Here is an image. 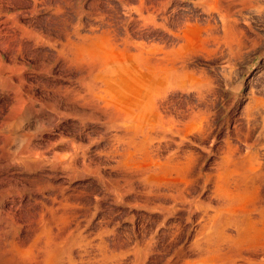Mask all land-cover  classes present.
Wrapping results in <instances>:
<instances>
[{
	"label": "rangeland",
	"instance_id": "1",
	"mask_svg": "<svg viewBox=\"0 0 264 264\" xmlns=\"http://www.w3.org/2000/svg\"><path fill=\"white\" fill-rule=\"evenodd\" d=\"M0 62V149L36 161L0 169V264H264V0H0Z\"/></svg>",
	"mask_w": 264,
	"mask_h": 264
},
{
	"label": "bare ground",
	"instance_id": "2",
	"mask_svg": "<svg viewBox=\"0 0 264 264\" xmlns=\"http://www.w3.org/2000/svg\"><path fill=\"white\" fill-rule=\"evenodd\" d=\"M215 1H216V0H215ZM219 1H221V0H219ZM225 1H226V0H224V2H225ZM233 1H234V0H233ZM239 1H240V0H239ZM194 2H195V4H197V5L199 4V5H200V4L204 3L205 0H194ZM208 2H209V1H208ZM217 2H218V1H217ZM227 2H229V1H227ZM236 2H237V1H235V3H236ZM253 2H254V1H253ZM137 3H139V2H137ZM222 3H223V2H222ZM241 3H242V2H241ZM141 4H143V2H142ZM206 4H208V3L206 2ZM209 4H210V3H209ZM209 4H208V5H209ZM211 4H213V3H211ZM215 4H216V3H215ZM217 4H218V3H217ZM224 4H225V3H224ZM226 4H227V3H226ZM226 4H225V6L228 7L229 5L227 6ZM228 4H229V3H228ZM242 4H243V3H242ZM247 4H248V3H247ZM249 4H250V2H249ZM254 4H255V3H254ZM139 5H140V4H139ZM139 5L137 4V6H139ZM235 5H236V4H235ZM144 6H145V5H144ZM201 6H202V5H201ZM209 6H211V5H209ZM223 6H224V5H223ZM225 6H224V7H225ZM238 6H239V4H238ZM139 7H140V6H139ZM139 7H138V8H139ZM204 7H205V6H204ZM206 7H207V6H206ZM226 7H225V8H226ZM233 7H234V6H233ZM235 7H236V6H235ZM141 8H142V6H141ZM155 8L157 9V7H155ZM208 8H209V7H208ZM218 8H219V7H218ZM228 8H229V7H228ZM228 8H226V9H228ZM247 8H248V7H247ZM143 9H145V8H143ZM146 9H147V8H146ZM146 9H145V10H146ZM152 9L154 10V8H152ZM213 9H214V8H213ZM213 9H212V10H213ZM220 9H221V8H220ZM226 9H224V10H226ZM235 9H239V8H235ZM135 10H136V9H135ZM147 10H148V13L146 12L147 14H146V16H145V14H144V17H145V18H149V19H151V20H152L151 22H155V16H156V13H157L156 11H157V10L154 11V12H153L152 10H151L152 12H150L149 9H147ZM159 10H161V9H158V11H159ZM209 10H211V8H210ZM228 10H229V9H228ZM228 10H226V11H228ZM140 11H141V10H140ZM161 11H162V10H161ZM217 11H218V10H217ZM222 11H223V10H222ZM229 11H231V10H229ZM229 11H228V12H229ZM136 12H137V11H136ZM136 12H135V14H136ZM159 12H160V11H159ZM220 12H221V11H220ZM228 12H227V13H228ZM232 12H233V10L231 11V13H232ZM234 12H235V11H234ZM234 12H233V13H234ZM142 13H143V12H141V14H142ZM221 13H222V12H221ZM221 13H220V14H221ZM231 13H230V14H231ZM159 14H160V13H159ZM228 14H229V13H228ZM138 15H139V13H138ZM226 15H227V14H226ZM231 15H232V14H231ZM102 16H103V15L101 14L100 17H99V21H101L100 19H102ZM139 16H140V15H139ZM223 16H224V15H223ZM227 16H228V15H227ZM229 16H230V15H229ZM142 18H143V17H142ZM145 18H143V19H145ZM224 18H225V17H224ZM222 19H223V18H222ZM229 19H230V18H229ZM140 20H141V19H140ZM225 20H226V19H225ZM227 20H228V18H227ZM145 21H147V20H145ZM145 21L143 20V22H145ZM163 21H164V20H163ZM220 21H221V20H220ZM229 21H232V19L229 20ZM149 22H150V21H149ZM221 22H222V21H221ZM221 22H220V23H221ZM226 22H227V21H226ZM226 22H225V23H226ZM232 22H233V21H232ZM232 22H231V23H232ZM106 23H107V22H106ZM108 23H109V22H108ZM145 23H148V22H145ZM223 23H224V21H223ZM223 23H222V24H223ZM228 23H229V22H228ZM235 23H236V22H235ZM235 23H234V24H235ZM222 24H221V25H222ZM229 24H230V23H229ZM104 25H105V24H104ZM104 25H102V26L105 27ZM162 25H163V24H162ZM98 26H99V25H98ZM110 26H111V25H110ZM223 26H225V25H223ZM228 26H229V25H228ZM100 27H101V26H100ZM236 27H237V26H236ZM106 28H107V25H106ZM109 28H111V27H109ZM222 28H223V27H222ZM98 29H99V28H98ZM103 29H104V28H103ZM227 29H228V28H227ZM96 30H97V29H96ZM100 30H101V29H100ZM104 30H105V29H104ZM222 30H223V29H222ZM238 30H239V29H238ZM90 31H91V30H90ZM93 31H95V30H93ZM97 31H98V30H97ZM97 31H96V32H97ZM109 31H110V30H109ZM73 32H74V31H73ZM76 32H78V31H76ZM99 32H100V31H99ZM104 32H105V31H104ZM222 32H223V31H222ZM229 32H231V31H229ZM229 32H228V33H229ZM93 33H94V32H93ZM100 33H101V32H100ZM107 33H108V32H107ZM113 33H114V32H113ZM225 33H226V32H225ZM228 33H227V34H228ZM71 34H72V33H71ZM98 34H99V33L97 32V35H98ZM110 34H111V33H110ZM227 34H226V35H227ZM73 35H74V34H73ZM73 35H72V37L76 36V35H74V36H73ZM77 35H78V34H77ZM79 35H80V34H79ZM89 35H90V34H89ZM116 35H117V34H115V36H116ZM224 35H225V34H224ZM224 35H223V36H224ZM101 36H102V35H101ZM105 36H106V35H105ZM113 36H114V35H113ZM72 37H71V38H72ZM76 37H77V36H76ZM82 37H83V39H84L85 36H82ZM95 37H96V36H95ZM109 37H112V36H109ZM116 37H117V36H116ZM74 38H75V37H74ZM227 38H228V37H227ZM36 39H37V38H36ZM72 39H73V38H72ZM76 39H77V38H76ZM79 39H80V38H79ZM79 39H78V40H79ZM85 39H86V38H85ZM92 39H93V38H92ZM107 39H108V38H107ZM116 39H117V38H116ZM119 39H120V38H119ZM34 40H35V39H34ZM78 40H76V41H78ZM80 40H81V39H80ZM87 40H88V39H87ZM90 40H91V39H90ZM90 40H89V41H90ZM94 40H95V39H94ZM96 40H98V39H96ZM110 40H111V39H110ZM114 40H115V39H114ZM122 40H123V39H121V41H122ZM127 40H128V39H127ZM71 41H74V40H71ZM81 41H82V40H81ZM108 41H109V40H108ZM108 41H107V42H108ZM118 41H119V40H118ZM118 41H117V42H118ZM124 41H125V39H124ZM63 42H64V41H63ZM63 42H62V43H63ZM67 42H69V41H67ZM84 42H86V41H84ZM94 42H95V41H94ZM94 42H93V43H94ZM101 42H102V40H101ZM115 42H116V41H115ZM126 42H127V41H126ZM129 42H130V41H129ZM131 42H132V41H131ZM131 42H130V44H131ZM54 43H55V42H53V44H54ZM62 43H61V44H62ZM78 43H80V42H78ZM127 43H128V42H127ZM127 43H126V44H127ZM50 44H51V43H50ZM50 44H49V46H50ZM67 44H71V43H67ZM88 44H89V43H88ZM95 44H96V43H95ZM98 44H99V43H98ZM100 44H101V43H100ZM102 44H104V43H102ZM109 44H111V43H109ZM115 44H116V43H115ZM120 44H121V43H120ZM123 44H124V43H123ZM123 44H122V46H123ZM134 44L136 45V43H134ZM139 44H143V43H139ZM51 45H52V44H51ZM55 45H56V44H55ZM58 45H59V44H58ZM58 45H57V46H58ZM65 45H66V43H65ZM82 45H83V44H82ZM84 45H85V44H84ZM90 45H91V44H90ZM118 45H119V44H118ZM143 45H145V44H143ZM57 46H55V47H56V48H59V47H57ZM71 46H72V45H71ZM100 46H103V45H100ZM126 46H130V45H125V47H126ZM136 46H138V44H137ZM66 47H67V45H66ZM68 47H69V46H68ZM72 47H73V46H72ZM83 47H84V46H83ZM95 47H96V46H95ZM116 47H118V46H116ZM130 47H131V46H130ZM133 47H134V46H133ZM138 47H139V46H138ZM147 47H148V45H147ZM153 47H154V46H152V48H153ZM52 48H53V47H52ZM70 48H71V47H70ZM99 48H100V47H99ZM102 48H103V47H102ZM104 48H105V46H104ZM104 48H103V49H104ZM109 48H110V47H109ZM109 48H108V49H109ZM120 48L122 49V47H120ZM126 48H127V47H126ZM128 48H129V47H128ZM128 48H127V50H128V52H130ZM131 48H132V47H131ZM134 48H135V47H134ZM139 48H140V47H139ZM149 48H151V47H149ZM71 49H72V48H71ZM89 49H90V48H89ZM95 49H96V48H95ZM95 49H94V50H95ZM97 49H98V47H97ZM110 49H111V48H110ZM143 49H145V48H143ZM146 49H147V48H146ZM66 50H68V49H66L64 46H61L59 49L54 50V51L56 52V53H55L56 55L54 56L55 58L52 59V60H55V62H56V61H57V58H62V57L65 55V57H64L63 59H65L66 61H68V63H67V62H64V63L67 64L68 66H72V67L76 66V65H77L76 63H78V62H79L78 64H80V61H82V60H83V63H84V65H85V60H84L83 58L87 59L86 62L88 63V65H89V64H92L93 66H95V65L100 64L102 61H103V62L106 61V64L108 63L106 59H105V61H104V60L101 61V58H99V53H98L97 50H96V51H94V50L91 51V50H90V51H88V52H87V51L84 52V49H80V50L77 49L78 51H76V52L74 53V50H75V49H74V50H72V51H73V54H71V50H69V51H70V54H71L70 56L66 55ZM100 50H101V49H100ZM122 50H123V49H122ZM125 50H126V49H125ZM149 50H150V49H149ZM154 50H155V49H154ZM163 50H164V49H163ZM175 50H177V49H175ZM1 51H2V50H1ZM102 51H103V50H102ZM108 51H109V50H108ZM111 51H112V50H111ZM135 51H136V50H135ZM145 51H146V50H144V52H145ZM160 51H161V50H160ZM166 51H167V49H166ZM170 51H171V50H170ZM105 52H106V51H105ZM112 52H113V51H112ZM118 52H119V51H118ZM118 52H117V53H118ZM120 52H121V51H120ZM120 52H119V53H120ZM125 52L127 53V51H125ZM149 52H151V51H149ZM154 52H155V51H154ZM167 52H168V51H167ZM171 52H172V51H171ZM103 53H104V52H103ZM108 53H109V52H108ZM108 53H107V54H108ZM121 53H122V52H121ZM126 53H125V54H126ZM172 53H173V52H172ZM178 53H179V52H178ZM178 53H177V54H178ZM67 54H68V53H67ZM111 54H112V53H111ZM114 54H115V53H114ZM122 54H123V53H122ZM122 54H121V55H122ZM130 54H131V56H129L128 54H127V55L131 58V62H132V59H134L132 56H134V55H132V53H130ZM149 54H150V53H149ZM155 54H156V53H155ZM161 54H162V53H161ZM165 54H166V53H165ZM167 54H168V53H167ZM169 54H170V53H169ZM52 55H54V52H53ZM52 55H51V56H52ZM102 55H103V54H102ZM104 55H106V54H104ZM118 55H120V54H118ZM141 55H142V54H141ZM158 55H159V54H158ZM170 55H171V54H170ZM2 56H3V55H2ZM67 56H68V57H67ZM108 56H109V55H108ZM112 56H113V55H112ZM128 56H127V57H128ZM136 56H139V55L137 54ZM143 56H144V55H143ZM146 56H147V55H146ZM146 56H144V58H145ZM151 56H152V55H151ZM172 56H173V55H172ZM52 57H53V56H52ZM119 57H120V56H119ZM129 57H128V58H129ZM161 57H162V55H161ZM49 58H50V57H49ZM104 58H105V57H103V59H104ZM116 58H118V57H117V54H116ZM121 58H122V57H121ZM121 58H120V59H121ZM128 58H127V59H128ZM139 58H140V56H139ZM139 58H135V62H136V59L138 60ZM150 58H151V57H150ZM150 58H149V60H150ZM163 58H164V57H163ZM165 58H166V57H165ZM167 58H168V57H167ZM169 58H170V56H169ZM173 58H175V57H173ZM10 59H11V58H10ZM113 59H115V58L113 57ZM113 59H112V60H113ZM140 59H141V58H140ZM159 59H161V58H159ZM171 59H172V58H171ZM3 60H4V59H3ZM11 60H12V59H11ZM58 60L60 61V59H58ZM109 60H110V59H109ZM143 60H144V59H143ZM143 60H142V61H143ZM1 61H2V60H1ZM12 61H13V60H12ZM63 61H64V60H63ZM122 61H123V60H122ZM124 61H127V63H129L128 60H126V59H124ZM139 61H140V60H139ZM144 61H146V60H144ZM155 61H156V59H155ZM166 61H167V60H166ZM2 62H3V61H2ZM52 62H54V61H52ZM60 62H62V59H61ZM103 62H102V63H103ZM113 62H115V60H114ZM158 62H159V61H158ZM168 62H169V61H168ZM168 62H166V64H167ZM0 63H1V62H0ZM4 63H5V62H4ZM15 63H16V62L14 61V64H15ZM56 63H57V62H56ZM56 63H54V64H56ZM87 63H86V65H87ZM109 63H110V62H109ZM133 63H134V60H133ZM133 63H131V65H132ZM139 63H140V62H139ZM146 63L148 64V62H146ZM149 63H150V62H149ZM155 63H157V61H156ZM155 63H154V64H155ZM163 63L165 64L164 61H163ZM1 64H2V63H1ZM1 64H0V65H1ZM14 64H13V65H14ZM65 64H64V65H65ZM74 64H75V65H74ZM112 64H113V63H112ZM112 64H109V66L111 67ZM134 64H135V63H134ZM150 64H153V63H150ZM158 64H160V63H158ZM171 64H172V63H171ZM15 65H16V64H15ZM59 65H60V64H59ZM64 65H63V66H64ZM67 65H66V67H64V68L69 69V68H67ZM73 65H74V66H73ZM81 65H82V64H81ZM86 65H85V66H86ZM101 65H102V64H101ZM119 65H122V64H118V66H119ZM129 65H130V64H129ZM144 65H145V64H144ZM160 65H161V64H160ZM2 66H3V64H2ZM7 66H8V65H7ZM17 66L19 67V66H21V65H17ZM57 66H58V65H57ZM118 66H117V67H118ZM125 66H126V65H125ZM135 66H136V65H135ZM135 66H134V67H135ZM138 66H140V65H138ZM142 66H143V65H142ZM152 66L155 67L156 65H152ZM171 66H172V65H171ZM13 67H14V66H13ZM22 67H23V66H22ZM77 67H79V66H76V69H77ZM80 67H81V66H80ZM86 67H87V66H86ZM89 67H90V66H89ZM98 67H100V66H98ZM105 67H106V66H105ZM120 67H121V66H120ZM120 67H119V68H120ZM130 67H133V66H129V68H130ZM140 67H141V66H140ZM143 67H144V66H143ZM156 67H157V66H156ZM159 67L161 68V66H159ZM162 67H163V66H162ZM165 67H166V66L164 65V68H165ZM167 67H168V66H167ZM4 68H5V67H4ZM4 68H3V69H4ZM9 68H10V67H9ZM87 68H88V67H87ZM96 68H97V67H96ZM112 68H113V67H112ZM124 68H126V67H124ZM124 68L122 67L123 70H124ZM5 69H6V68H5ZM11 69H13V68H11ZM11 69H8V70H11ZM70 69H71V68H70ZM81 69H82V68H80V71H81ZM103 69H104V68H103ZM117 69H118V68L115 69V72H116L115 74H117V71H116ZM131 69H135V68H131ZM141 69H142V68H140V70H141ZM167 69H168V68H167ZM1 70H2V68L0 69V71H1ZM16 70H17V69H16ZM16 70H15V71H16ZM62 70H65V69H62ZM78 70H79V69H77V71H78ZM84 70H85V69H84ZM94 70H95V69H94ZM101 70H102V69H101ZM101 70H100V71H101ZM113 70H114V68H113ZM119 70H120V69H119ZM142 70H148V71H149V69H147V68H146V69H142ZM158 70H159V69H158ZM170 70H171V69H170ZM13 71H14V69H13ZM13 71L11 70V72H13ZM17 71H18V70H17ZM17 71H16V72H17ZM75 71H76V70H75ZM85 71H86V70H85ZM96 71H97V70H96ZM110 71H112V70H110V68H109V72H110ZM150 71H151V70H150ZM1 72H2V71H1ZM1 72H0V73H1ZM11 72H9V75L12 74ZM20 72H21V71H19L18 73H20ZM101 72H102V71H101ZM107 72H108V70H107ZM119 72H120V71H119ZM119 72H118V74H119ZM122 72H123V71H122ZM4 73H6V71H5ZM95 73H98V71L95 72ZM102 73H103V72H102ZM113 73H114V71H112V74H113ZM120 73H121V72H120ZM129 73H130V72H129ZM129 73L127 72V75H129ZM13 74L15 75V73H13ZM103 74H105V73H103ZM112 74H111V75H112ZM132 74H133V73H132ZM132 74H131V76H132ZM4 75H5V74H4ZM9 75H8V76H9ZM20 75H21V73H20ZM96 75H97V74H95V76H96ZM99 75H100V74H99ZM99 75H98V76H99ZM124 75H126V73H125ZM149 75H151V74H149ZM155 75H156V74H155ZM1 76H2V75H1ZM10 76H11V75H10ZM10 76H9V77H10ZM12 76H13V75H12ZM16 76H17V75H16ZM103 76H104V75H103ZM108 76H109V75H108ZM118 76H119V75H118ZM131 76H130V77H131ZM13 77H14V76H13ZM17 77H18V76H17ZM19 77H20V76H19ZM19 77H18V78H19ZM92 77H93V76H92ZM99 77H100V76H99ZM101 77H102V76H101ZM119 77H120V76H119ZM127 77H128V76H127ZM127 77H126V78H127ZM128 78H129V77H128ZM0 79H1V78H0ZM13 79H14V78H13ZM20 79H22V78H20ZM100 79H101V78H100ZM100 79H99V80H100ZM130 79H131V78H130ZM2 80H3V79H2ZM2 80H1V81H2ZM5 80H6V79H5ZM15 80H17V79H15ZM21 81H22V80H21ZM114 81H115V80H114ZM120 81H121V80H120ZM120 81H119V82H120ZM130 81H131V80H130ZM7 82H8V81H7ZM93 82H94V81H93ZM122 82H123V81H122ZM126 82H127V81H126ZM5 83H6V81H5ZM11 83H12V81L10 82V84H11ZM22 83H23V82H22ZM94 83H95V82H94ZM96 83H97V82H96ZM96 83H95V84H96ZM120 83H121V82H120ZM131 83H132V82H131ZM133 83H134V82H133ZM2 84H3V83H1V85H2ZM17 84H18V83H16V85H17ZM31 84H32V83H31ZM95 84H94V85H95ZM134 84H135V83H134ZM134 84H133V85H134ZM4 85H5V84H4ZM4 85H3V86H4ZM7 85H8V84H7ZM19 85L22 86V85H25V84H24V83H23V84H20V82H19ZM29 85H30V84H29ZM123 85H124V84H123ZM130 85H131V84H130ZM10 86H12V85H10ZM10 86H9V87H10ZM17 86H18V85H17ZM30 86L32 87V85H30ZM90 86H91V84H90ZM95 86H97V87H95V88H94L93 86H92V87H93L94 89H97V90H98V85H95ZM100 86L102 87V85H100ZM119 86H120V85H119ZM127 86H128V84H127ZM131 86H132V85H131ZM18 87H19V86H18ZM18 87H17V88H18ZM24 87H25V86H24ZM31 87H29V88H31ZM92 87H91V89H89V90H92V91H93ZM114 87H115V86H114ZM0 88H1V87H0ZM10 88H11V87H10ZM12 88H13V87H12ZM19 88H20V87H19ZM19 88H18V89H19ZM127 88H128V87H127ZM132 88H133V87H132ZM22 89H23V88H22ZM33 89H34V87H33ZM99 89H100V88H99ZM102 89H103V88H102ZM133 89H135V88H133ZM10 90H11V89H10ZM16 90H17V89H16ZM19 90H20V89H19ZM27 90H28V88H27ZM27 90L25 89L24 92H26ZM100 90H101V89H100ZM100 90L98 91L99 93H100ZM122 90H123V89H121V91H122ZM127 90H130V89H127ZM17 91H18V90H17ZM17 91H15V92L17 93ZM21 91L23 92V90H21ZM29 91H30V90H29ZM118 91H119V90H118ZM12 92H13V91H12ZM15 92H14L13 94L16 95V98H15L14 95H13V96H14L15 100L18 101V100H20V98L17 96V94H16ZM24 92H23V93H24ZM89 92H90V91H89ZM93 92H94V91H93ZM101 92H102V91H101ZM111 92H113V91H111ZM126 92H127V91H126ZM126 92H124V93H126ZM9 93H10V92H9ZM26 93H27V92H26ZM30 93H31V91H30ZM33 93H34V92H33ZM91 93H92V92H91ZM115 93H116V92H115ZM27 94H28V93H27ZM27 94H25V96H26ZM94 94H96V92H95ZM100 94H101V93H100ZM23 95H24V94H23ZM28 95H29V94H28ZM31 95H32V93H31ZM31 95H30V96H31ZM90 95H91V94H89V96H90ZM129 95H130V94H129ZM134 95H135V94H134ZM13 96H12V97H13ZM20 96H21V95H20ZM32 96H33V95H32ZM92 96H94V95H92ZM115 96H116V95H115ZM34 97H35V96H34ZM99 97H100V96H99ZM101 97H102V96H101ZM110 97H111V96H110ZM125 97H127V95H126ZM130 97H131V96H130ZM23 98H24V97H23ZM89 98H90V97H89ZM106 98H107V96H106ZM32 99H33V98H32ZM35 99H36V98H34V100H35ZM78 99H79V98H78ZM78 99H77V100H78ZM91 99H92V98H91ZM94 99H96V98H94ZM100 99H101V98H100ZM100 99H99V100H100ZM126 99H127V98H126ZM133 99H134V98H133ZM135 99H136V98H135ZM27 100H28V99H26L25 101H27ZM34 100H32V101H34ZM36 100H37V99H36ZM38 100H39V99H38ZM92 100H93V99H92ZM96 100H98V99H96ZM99 100H98V101H99ZM116 100H117V99H116ZM12 101H13V98H12ZM28 101H29V100H28ZM109 101H110V100H109ZM113 101H114V99H112V102H113ZM130 101H131V99H130ZM35 102H36V101H35ZM100 102H101V101H100ZM100 102H98V103L100 104ZM116 102H117V101H116ZM15 103H17V102H15ZM94 103H96V102H94ZM98 103H97V104H98ZM104 103H105V102H104ZM108 103H109V102H108ZM110 103H111V102H110ZM110 103H109V104H110ZM12 104H14V102H13ZM85 104H86V103H85ZM97 104H96V105H97ZM105 104H107V103H105ZM116 104H117V103H116ZM130 104H131V103H130ZM136 104H139V103L136 102ZM144 104H145V103H144ZM149 104H150V103H149ZM149 104H147V105H149ZM8 105H9V104H8ZM8 105H7V106H8ZM18 105H19V104H18ZM20 105H21V104H20ZM96 105H95L94 107H97ZM114 105H115V104H114ZM122 105H123V104H122ZM124 105H125V104H124ZM140 105H141V104H140ZM14 106H15V105H14ZM104 106H106V105H104ZM110 106H112V105H110ZM98 107H99V106H98ZM102 107H103V106H102ZM108 107H109V106H108ZM112 107H113V106H112ZM125 107H126V106H125ZM133 107H134V106H133ZM141 107H142V106H141ZM19 108H20V107H19ZM22 108H23V106H22ZM30 108H31V107H30ZM30 108H29V109H30ZM100 108H101V104H100ZM104 108H106V107H104ZM114 108H115V107H114ZM128 108H129V107H128ZM134 108H135V107H134ZM9 109H10V108H9ZM27 109H28V108H27ZM106 109H107V108H106ZM110 109H112V108H110ZM110 109H107V110L110 111ZM115 109H116V108H115ZM115 109H114V110H115ZM131 109H132V108H131ZM135 109H136V108H135ZM135 109H134V110H135ZM10 110H11V109H10ZM112 110H113V109H112ZM119 110H122V109H119ZM119 110H118L117 113H120ZM134 110H133V111H134ZM139 110H140V108H139ZM147 110H148V109H147ZM151 110H152V109H151ZM115 111H116V110H115ZM122 111H123V110H122ZM125 111H126V110H125ZM125 111H124V112H125ZM131 111H132V110H131ZM137 111H138V110H137ZM137 111H136V112H137ZM140 111H141V110H140ZM149 111H150V109H149ZM152 111H153V110H152ZM22 112H23V111H22ZM29 112H30V111H29ZM111 112H112V111H111ZM113 112H114V111H113ZM136 112H134V113L136 114ZM145 112H146V111H145ZM1 113H2V112H1ZM5 113H6V112H5ZM7 113L9 114V112H7ZM7 113H6V114H7ZM11 113H12V112H11ZM13 113H14V112H13ZM117 113H116V115H117ZM151 113H152V112H151ZM19 114L21 115V113H19ZM123 114H124V113H123ZM125 114H126V113H125ZM125 114H124V115H125ZM128 114H129V113H128ZM128 114H127V115H128ZM132 114H133V113H132ZM132 114H131V115H132ZM116 115H114L115 118H116ZM121 115H122V114H121ZM131 115H130V116H131ZM146 115H147V114H146ZM148 115H149V114H148ZM156 115H157V114H156ZM0 116H2V115H0ZM22 116H23V114H22ZM117 116H120V114L117 115ZM128 116H129V115H128ZM128 116H127V117H128ZM130 116H129V117H130ZM136 116H137V115H136ZM140 116H141V115H140ZM140 116H138V117H140ZM150 116H151V115H150ZM2 117H3V116H2ZM13 117H14V116H13ZM17 117H18V116H17ZM111 117H112V116H111ZM114 117H113V119H114ZM122 117H123V116H122ZM124 117H126V115H125ZM131 117H132V116H131ZM4 118H5V116H4ZM4 118H3V119H4ZM118 118H119V117H118ZM9 119H10V118H8V120H9ZM13 119H14V118H13ZM13 119H12V120H13ZM16 119H17V118H16ZM16 119H15V120H16ZM125 119H126V118H125ZM130 119H131V118H130ZM114 120H115V119H114ZM132 120H133V117H132ZM19 121H20V120H19ZM115 121H116V120H115ZM127 121H129V119H127ZM118 122H119V121H118ZM120 122H121V121H120ZM122 122H123V121H122ZM122 122H121V123H122ZM125 123H128V122H125ZM144 123H145V121H144ZM152 123H153V122H152ZM152 123H151V124H152ZM20 124H21V123H20ZM0 125H1V124H0ZM124 125H125V124H124ZM124 125H123V126H124ZM130 125H131V123H130ZM152 125H153V124H152ZM152 125H151V126H152ZM3 126H4V125H3ZM3 126H0V136L2 137V138L0 139V144L2 143V139H3V137H5L4 129H3L4 127H3ZM6 126H7V125H6ZM6 126H5V129L7 128ZM8 126H9V125H8ZM125 126H126V125H125ZM131 126H132V125H131ZM131 126H130V127H131ZM151 126H149V127H151ZM158 126H159V125H158ZM13 127H14V126H13ZM134 127H135V126H134ZM149 127H148V129L151 130ZM153 127H155V126H153ZM131 128H132V127H131ZM127 130H128V128H127ZM136 130H137V129H136ZM152 130H154V128H153ZM163 130H164V129H163ZM131 131H133V130H131ZM139 131H142V132H143V130H139ZM160 131H162V130H160ZM164 131H165V130H164ZM144 132H145V131H144ZM5 133H6V132H5ZM132 133H133V135H134V132H132ZM135 133H137V132H135ZM139 133H141V132H139ZM145 134H146V132H145ZM22 143H23V142H22ZM18 145H19V144H18ZM20 146H21V145H20ZM23 146H24V145H23ZM27 147H28V146H27ZM30 147H31V146H30ZM16 148H19V146H17ZM4 149H5V148H4ZM21 149H22V148H21ZM27 149H28V148H27ZM7 150H8V149H7ZM17 150H18V149H17ZM28 150H30V149H28ZM28 150H27V152H26V153H27L26 155H22V154L19 153L18 151H17V152H15V151H11V152H8V153H7V152H3V151L0 149V169H2V167H4V166L10 165V164H13V165H18V164H20V163H21L22 165H23V164H27V165L34 164L36 161H35V159H33V157H31V155H30V151L28 152ZM23 153H24V152H23ZM247 162H248V161H247ZM21 164H20V165H21ZM250 164H251V163H250ZM20 165H19V166H20ZM22 165H21V166H22ZM250 166H251V165H249V167H250ZM249 167H248V169H249ZM31 168H32V167H31ZM35 169H36V168H35ZM248 169H246L247 172H248ZM250 169H251V168H250ZM6 170H7V169H6ZM6 170H5V171H6ZM253 170H254V169H253ZM253 170H252L251 172H253ZM249 171H250V170H249ZM243 172H245V171H243ZM247 172H246V173H247ZM254 173H255V172H254ZM242 174H245V173H242ZM249 174H251V173L249 172ZM257 174H259V173H257ZM7 175H8V174H7ZM15 176H16V175H15ZM241 176H243V175H241ZM241 176H240V179L242 178ZM251 176H252V178H253V177L256 176V175H254V176L251 175ZM258 176H259V175H258ZM260 176H261V175H260ZM244 177H245V176H244ZM246 177H247V176H246ZM248 177H249V175H248ZM5 178L8 180L10 177H9V178L5 177ZM12 178H13V177H12ZM17 178H19V177H17ZM17 178H16V179H17ZM255 178H256V177H255ZM3 179H4V177H1V176H0V181L3 180ZM6 179H5V180H6ZM253 179H254V178H253ZM11 180H12V179H11ZM19 180H20V179H19ZM21 180H24V179L21 178ZM29 180H30V179H29ZM243 180H244V179H243ZM13 181H14V180H13ZM24 181H26V180H24ZM24 181H23V182H24ZM16 182L18 183L19 181L16 180ZM2 183H3V181H2ZM24 183H25V182H24ZM1 185H2V184H1ZM2 186H3V185H2ZM8 186H9V185H8ZM22 186L24 187L23 184H22ZM22 186H21V189H22ZM0 188H1V187H0ZM9 188H10V187H9ZM5 189H6V188H5ZM18 189H19V188H18ZM22 190H23V189H22ZM25 190H26V189H25ZM27 191H28V190H27ZM7 192H8V191H7ZM12 192H13V191H12ZM1 193H3L2 190H0V195H1ZM31 194H32V193H31ZM1 198H2V196H1ZM232 199H233V197H232ZM232 199H228V200L231 201ZM234 200H235V199H234ZM236 200H237V199H236ZM236 200H235V201H236ZM17 201H18V200H17ZM19 201H20V200H19ZM191 201H192V200H191ZM0 202H1V201H0ZM228 203L230 204V202H228ZM233 203H235V202H233ZM233 203H232V204H233ZM18 204H19V203H18ZM183 204H184V203H182V205H183ZM226 204H227V203H226ZM180 205H181V204H180ZM230 205H231V204H230ZM185 206H186V205H185ZM171 207H175V204L172 205ZM181 207H182V206H181ZM231 207H232V206H231ZM231 207L229 206L228 208L230 209ZM233 207H234V206H233ZM2 209H3V208H2ZM171 209H172V208H171ZM229 209H228V211H229ZM235 209H236V208H234V210H235ZM3 210H4V209H3ZM5 210H6V209H5ZM5 210H4V211H5ZM231 210H232V208H231ZM5 212H6V211H5ZM5 212H4V213H5ZM230 212H231V211H230ZM233 212H235V211H233ZM236 212H237V211H236ZM4 213H3V214H4ZM5 215H6V214H5Z\"/></svg>",
	"mask_w": 264,
	"mask_h": 264
}]
</instances>
